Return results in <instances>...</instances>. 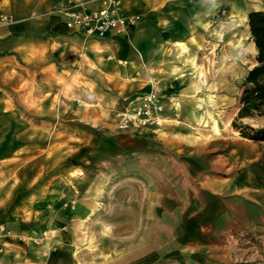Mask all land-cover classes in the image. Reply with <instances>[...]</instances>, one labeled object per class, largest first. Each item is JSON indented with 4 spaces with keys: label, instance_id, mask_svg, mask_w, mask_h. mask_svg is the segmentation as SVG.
Wrapping results in <instances>:
<instances>
[{
    "label": "rangeland",
    "instance_id": "1",
    "mask_svg": "<svg viewBox=\"0 0 264 264\" xmlns=\"http://www.w3.org/2000/svg\"><path fill=\"white\" fill-rule=\"evenodd\" d=\"M225 27L232 34L212 57L203 94L171 127L120 130L116 114L41 115L17 100V115L1 122L16 123L18 142L32 138L20 156L32 158L34 174L27 217L41 225L26 236L1 224L0 234L27 242L32 264H264V142L231 125L256 51L247 22ZM78 204L89 211L72 218Z\"/></svg>",
    "mask_w": 264,
    "mask_h": 264
},
{
    "label": "crops",
    "instance_id": "2",
    "mask_svg": "<svg viewBox=\"0 0 264 264\" xmlns=\"http://www.w3.org/2000/svg\"><path fill=\"white\" fill-rule=\"evenodd\" d=\"M69 4L87 11L100 7L92 0H0V225L26 236L41 225L27 217L34 174L26 168L32 158L20 156L31 151L32 138L18 142L16 123L1 122L17 115V100L35 104L41 115L55 108L99 122L157 87L166 104L162 120L171 127L174 116L189 114V102L203 94L212 57L232 34L225 26L264 11V0H123L121 13L140 16V23L127 35L87 36L66 26ZM48 174L42 168V183ZM41 185L47 195L49 185ZM87 211L78 204L71 217ZM27 244L0 234V264H32L22 248Z\"/></svg>",
    "mask_w": 264,
    "mask_h": 264
},
{
    "label": "built area",
    "instance_id": "3",
    "mask_svg": "<svg viewBox=\"0 0 264 264\" xmlns=\"http://www.w3.org/2000/svg\"><path fill=\"white\" fill-rule=\"evenodd\" d=\"M100 2V7L90 11L80 5L64 8L66 26L87 36H103L106 33L127 35L129 30L141 21L138 15L121 13L123 0H92ZM163 95L157 87L133 97L128 105L116 114V126L120 130H137L158 126L164 110Z\"/></svg>",
    "mask_w": 264,
    "mask_h": 264
},
{
    "label": "trees",
    "instance_id": "4",
    "mask_svg": "<svg viewBox=\"0 0 264 264\" xmlns=\"http://www.w3.org/2000/svg\"><path fill=\"white\" fill-rule=\"evenodd\" d=\"M247 27L256 51L255 63L244 77L238 111L231 125L241 137L264 142V126L254 128L240 123L244 118L264 119V11H250L247 14Z\"/></svg>",
    "mask_w": 264,
    "mask_h": 264
},
{
    "label": "bare ground",
    "instance_id": "5",
    "mask_svg": "<svg viewBox=\"0 0 264 264\" xmlns=\"http://www.w3.org/2000/svg\"><path fill=\"white\" fill-rule=\"evenodd\" d=\"M213 127H214V129H215L216 131L218 130V127H217L216 122L213 123Z\"/></svg>",
    "mask_w": 264,
    "mask_h": 264
}]
</instances>
